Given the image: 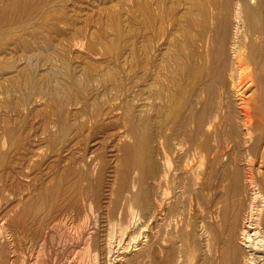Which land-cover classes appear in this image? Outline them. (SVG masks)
Returning a JSON list of instances; mask_svg holds the SVG:
<instances>
[{
  "label": "rangeland",
  "instance_id": "rangeland-1",
  "mask_svg": "<svg viewBox=\"0 0 264 264\" xmlns=\"http://www.w3.org/2000/svg\"><path fill=\"white\" fill-rule=\"evenodd\" d=\"M198 2L0 3V229L13 240L0 238L2 262L40 264L55 254L57 264H154V180L172 147L168 201L179 214L168 230L169 264H199V184L176 188V146L201 138L184 122L196 82L183 79L188 49L200 59L197 31L211 24ZM260 88L252 125L263 128ZM84 219L89 251L77 237L67 243L60 222L75 234Z\"/></svg>",
  "mask_w": 264,
  "mask_h": 264
},
{
  "label": "bare ground",
  "instance_id": "bare-ground-1",
  "mask_svg": "<svg viewBox=\"0 0 264 264\" xmlns=\"http://www.w3.org/2000/svg\"><path fill=\"white\" fill-rule=\"evenodd\" d=\"M197 4L211 24L197 31L196 40L202 47L198 63H194L189 49L186 53L183 79L192 78L196 87L191 100L195 110L184 122L194 125L201 138L197 143L187 141L186 147L177 144L180 162L176 188L183 194L191 184H199V264H264V127L252 125L256 109L261 107L258 89L261 87L264 93V0H199ZM208 6L216 16L208 14ZM189 33L186 29L191 41ZM165 148L164 171L159 174L157 170L154 180L150 235L154 264H161L159 252L165 256L162 264H169L175 255L168 251V230L176 214L168 201L172 147L170 154ZM60 222L67 232L65 241L77 237L82 248L89 251L91 235L85 232L86 219L78 224L75 234L68 230L67 220ZM57 224L47 227L55 232ZM3 235L12 245L7 229H0V238ZM50 237L55 238L52 232ZM54 255H47L49 261L41 258L40 264H57ZM12 258H8V264H14ZM0 264L6 262L0 260Z\"/></svg>",
  "mask_w": 264,
  "mask_h": 264
}]
</instances>
